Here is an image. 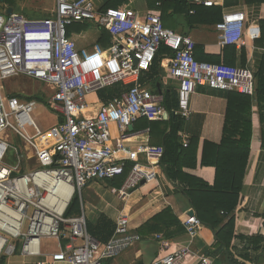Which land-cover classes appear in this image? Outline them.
I'll return each mask as SVG.
<instances>
[{"label":"built area","instance_id":"built-area-1","mask_svg":"<svg viewBox=\"0 0 264 264\" xmlns=\"http://www.w3.org/2000/svg\"><path fill=\"white\" fill-rule=\"evenodd\" d=\"M194 1L214 4L213 0ZM244 21L243 11L224 13L216 24L220 42H242ZM84 22L108 30L112 43L79 46L69 28ZM250 35L256 37L258 29ZM163 44L174 52L168 62L178 81L177 113L182 118H190L191 97L199 85L252 92L255 77L250 71L198 60L196 42L164 26L157 11L142 14L100 9L93 0H55L46 16L0 13V259L14 255L18 247L22 254L37 253L46 238H66L64 248L38 264H112L142 240L131 229L127 214L119 215L112 236L102 242L89 233L84 211L77 216H66V211L76 194L82 201L81 190L93 181L122 178L113 190L124 200L143 183L158 179L164 147L147 141L132 143L150 132L149 128L135 130L138 120L168 115L164 94L140 84ZM17 76L44 82L52 91L49 105L61 117L59 140L53 146L40 144L43 131L32 116L38 101L6 94V81ZM117 84L130 87L107 103L90 98ZM183 224L194 236L202 222L196 214H188ZM155 237L160 253L150 264H183L193 255L188 246L171 251L170 240L161 234ZM196 264H213V259L203 257Z\"/></svg>","mask_w":264,"mask_h":264},{"label":"crops","instance_id":"crops-1","mask_svg":"<svg viewBox=\"0 0 264 264\" xmlns=\"http://www.w3.org/2000/svg\"><path fill=\"white\" fill-rule=\"evenodd\" d=\"M1 1L3 2V0ZM25 1L26 3L28 2L27 0ZM93 1L100 9H107L113 5L114 7L110 8L132 9L142 14L148 11H157L162 16V11L149 8L147 0ZM188 1L195 7L192 9L194 12L191 13L190 10L189 15L173 13V16H171L172 11L169 10L168 27L182 35L191 37L196 42L194 54L198 60L225 63L244 68L255 77L252 92L243 93L252 96L250 119L253 125V133L250 156L238 206L233 213L225 216L223 225L234 217L235 226L231 252L237 261L244 264H264V148L262 147L261 106L258 100L257 76L260 64L264 58V0H213V6H205L194 0ZM2 5L5 6L3 9L1 8ZM2 5H0V13L3 14L4 12L2 11H7L6 13L9 14L8 10L11 8L12 12H27L29 13L28 16H33L34 13H36L34 16H46L49 15V10H51L49 9L46 11L47 13H43L40 9L30 11L20 7V11H15V4L10 6L4 3ZM234 11H243L245 13L244 39L237 44L224 45L219 40L216 24L222 20L224 13ZM252 29H258L256 37L250 35ZM70 36L79 46L83 47L99 42L101 31H99L97 26L81 31H78L77 27H73L70 29ZM112 40L111 36L110 43H112ZM169 58L170 55L162 56L159 60L158 72L154 75L152 72L142 75L140 84L153 93L170 95L174 93L178 101V81L171 75ZM236 92L238 91H227L214 89L208 85H199L191 97L190 107L192 114L190 118H182L175 110L181 121V129L177 135L174 132L171 133L170 130L166 134L163 131L165 124L168 122V115L164 119L154 121L140 119L134 124L135 130L140 131L149 128L150 132L148 134L142 133L138 138L139 140L133 142L132 146L144 141L162 147L166 145L169 150V154L166 157V165L170 172V178L161 165V173L154 183H143L126 199L119 198L123 203L118 209L119 213L116 219L113 220L115 225L119 215L124 213L130 217L131 229L141 233L142 226L166 208H171L179 220L184 223V219L194 208L181 188L173 182V149L179 148V151H181L180 147L182 145V147L186 148L184 142L188 139L190 148L196 150L197 164L195 166L183 164V174L198 177L213 185L216 178V168L202 165L204 145L206 142L219 144L222 141L230 98ZM97 98L100 97L97 96ZM60 119L61 117L57 115V123ZM182 162L184 163L183 160ZM183 174L181 175L183 176ZM113 182L115 183V181ZM121 183L117 182L113 186L110 182H106L111 187V191H114L113 187H119ZM82 204L83 201L80 200L81 211L79 214H74V216L80 215L82 211L85 212ZM98 219L99 216L94 222L89 223L87 218V224L94 225ZM43 240L37 253L9 256L6 264H38L45 262L49 253L59 251L68 242L66 238L54 239L57 241L58 249L44 251ZM170 241L171 251L183 246H188L192 249L193 255L188 257L183 264H196L203 257L212 258L213 264H229L224 251L220 252L218 257L215 256L216 234L206 224L202 223L194 236L186 232ZM159 253L158 241L142 238L135 247L123 253L112 264H150ZM57 264L65 263L60 262Z\"/></svg>","mask_w":264,"mask_h":264},{"label":"trees","instance_id":"trees-1","mask_svg":"<svg viewBox=\"0 0 264 264\" xmlns=\"http://www.w3.org/2000/svg\"><path fill=\"white\" fill-rule=\"evenodd\" d=\"M16 0H3L4 3L12 6ZM160 5L157 6V3ZM148 6L154 10L162 11V21L164 26L168 27L169 10L171 16L174 14H190V10L195 8L188 0H147ZM114 7L113 5L109 6ZM96 27L95 23H76L73 27H77L78 31L88 30L90 27ZM101 31L100 43L108 47L111 41V35L105 28H99ZM174 52L166 45H161L154 63L149 72L156 74L159 70L158 64L162 56H173ZM148 72V73H149ZM146 74V73H145ZM258 100L261 106V123H262V147L264 148V58L260 64L258 73ZM130 86L117 84L113 87L101 90L98 93L99 99L104 102H110L119 97L123 92L127 91ZM17 96V95H15ZM19 97V96H18ZM39 100L43 98L37 96ZM164 105L168 110L167 123L165 121V134L167 131L175 133L181 129L180 116L175 113L178 108V101L175 94H164ZM22 99V97H21ZM28 99L32 100V97ZM24 100V99H23ZM49 105V103H48ZM252 109V96L236 92L230 98V104L226 113L225 127L222 141L217 143L206 142L204 145L202 165L214 166L216 168V178L213 185L194 176L183 174V164L195 166L197 164L196 150L189 147H180L173 149V182L177 184L182 192L188 197L196 216L203 224L208 225L216 234V251L215 256L222 251L226 254L229 264H244L237 261L231 252V243L234 237L235 220L232 217L229 222L223 225L225 216L235 211L238 206L240 192L243 186L245 171L247 168L250 151L251 138L253 133V125L250 119ZM153 130V129H152ZM164 146V154L161 159V165L164 167L167 175H170L166 165V157L169 150ZM175 150V152H174ZM177 150V151H176ZM181 159V160H180ZM184 161V163L182 162ZM176 170V172H175ZM183 174V176L181 175ZM172 177V176H171ZM170 178V176H169ZM172 179V178H171ZM115 186L117 182H122V178L118 181H108ZM81 211L80 197L78 194L72 199L66 216L79 214ZM114 222L105 215H101L94 225L88 224V231L98 240L106 242L114 232ZM185 225L174 214L171 208H166L149 219L141 228L142 238L158 241L155 235L161 234L163 239L172 240L186 233ZM8 256L0 259V264H6Z\"/></svg>","mask_w":264,"mask_h":264},{"label":"rangeland","instance_id":"rangeland-1","mask_svg":"<svg viewBox=\"0 0 264 264\" xmlns=\"http://www.w3.org/2000/svg\"><path fill=\"white\" fill-rule=\"evenodd\" d=\"M27 1L28 2L26 3L25 0H17L14 5V10L20 11V7H23L25 10L32 11L40 9L43 13H47L46 11L51 9L55 2V0ZM2 4L4 3L0 0V5ZM4 7V5L1 6L2 9ZM2 12L7 14V11ZM23 14H26L27 16L29 13L24 12ZM35 14L36 13H34V15ZM5 92L8 95H17L20 98L22 97L24 100H30L28 99L29 97L36 99L38 101V107L34 110L32 116L43 131V136L39 139L40 144L44 147H50L58 142L59 134L57 130V113L51 105H48L53 93L44 82L34 80L26 76H17L6 81ZM37 96L43 98V100H39L36 98ZM97 96L98 95L90 96V98L95 99ZM29 131L32 133L31 129ZM14 140L17 144L22 146L20 140L16 137ZM81 198L89 223L94 222L95 219L101 215H105L110 219L115 220L119 213L118 209L123 203L119 198H117L116 192L111 191V187L108 186L106 182L93 181L87 184L81 190ZM43 246L44 251L58 249L57 241L54 239L43 240ZM15 254H22L20 247L17 248V252Z\"/></svg>","mask_w":264,"mask_h":264},{"label":"water","instance_id":"water-1","mask_svg":"<svg viewBox=\"0 0 264 264\" xmlns=\"http://www.w3.org/2000/svg\"><path fill=\"white\" fill-rule=\"evenodd\" d=\"M8 13L10 14V13H12V9L10 8L9 10H8ZM134 60H135V62H137V59L134 57ZM130 129H133V127H131ZM195 214V211L194 210H191L190 212H189V215L190 216H193Z\"/></svg>","mask_w":264,"mask_h":264}]
</instances>
